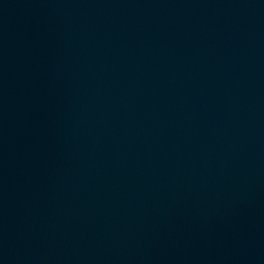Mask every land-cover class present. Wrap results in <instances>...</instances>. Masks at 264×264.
<instances>
[{"label": "water", "instance_id": "1", "mask_svg": "<svg viewBox=\"0 0 264 264\" xmlns=\"http://www.w3.org/2000/svg\"><path fill=\"white\" fill-rule=\"evenodd\" d=\"M0 264H264V0H0Z\"/></svg>", "mask_w": 264, "mask_h": 264}]
</instances>
